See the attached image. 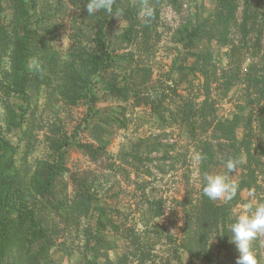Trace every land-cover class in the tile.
Listing matches in <instances>:
<instances>
[{
	"label": "rangeland",
	"instance_id": "374dc122",
	"mask_svg": "<svg viewBox=\"0 0 264 264\" xmlns=\"http://www.w3.org/2000/svg\"><path fill=\"white\" fill-rule=\"evenodd\" d=\"M237 2L227 46L213 38L214 0H113L111 12L93 15L87 0H25L22 16L2 2L0 218L32 211L21 241L39 260L32 264H197L180 250L183 205L207 199L203 174L226 172L230 157L240 188L246 161L237 148L248 132L251 189L264 201V0ZM204 69L210 127L197 113ZM86 144L99 149L96 159ZM197 151L207 157L199 166ZM60 162L67 172L46 187ZM87 189L89 210L79 215L73 199ZM248 190L239 189L234 218ZM39 229L42 241L32 238ZM251 244L263 264L264 235ZM233 251L217 253L219 262L235 264Z\"/></svg>",
	"mask_w": 264,
	"mask_h": 264
},
{
	"label": "trees",
	"instance_id": "16d2710c",
	"mask_svg": "<svg viewBox=\"0 0 264 264\" xmlns=\"http://www.w3.org/2000/svg\"><path fill=\"white\" fill-rule=\"evenodd\" d=\"M3 1L4 0H0V17L3 12ZM214 1L216 2V10L213 16V38L216 44L220 46H227L229 40V32L235 25L237 20L238 0ZM24 2L25 0H13L15 16H22L24 14ZM253 6H255V4H249L248 8H252ZM0 30H2L1 27ZM21 47L25 48L24 45H21ZM200 76L203 80V101L198 105V119L204 125H206V127H210L216 120L214 109L212 107V101L210 99V75L209 72L204 69L201 71ZM16 88H19L18 92L20 93L22 89L20 87ZM227 124L229 127H231L230 132L233 141H236V139L234 138V123L228 122ZM249 136H251L250 133H246L245 137L238 142L237 148V151H239V153H242L246 161V166L242 169L244 171V175L242 176V181L240 182L239 188L242 191L251 189L256 185V176L252 168L253 154ZM148 141L149 140H146L144 142L148 143ZM79 147L85 153H87L90 158L96 159L99 156V149L94 148L91 145L86 144L80 145ZM202 169L206 170V167H202ZM63 171L67 172V170L62 166L61 162L58 166L52 167L51 177L48 180L46 187H50L55 180L54 176H58L59 173ZM89 199L88 189L83 191L79 190L75 199H73V209L78 211L79 215L87 214L89 210ZM187 200L188 202L184 203L182 208L184 220L180 236V250L187 256V259L191 263L196 262L197 264H221L219 262L220 259L217 254L220 252L224 253L226 259H230L231 257L229 256L232 254L231 251L234 250L233 253L235 254L237 251L234 244L230 243V232L227 226L234 221V217L232 214L233 207L237 205L239 201H241L238 193L237 196L228 203L223 202L217 204L216 202L207 200L205 198L196 199L194 201V199L189 197L187 198ZM29 215L30 217H28ZM32 215V211L27 213L24 210H20L17 213L15 221L10 220L8 217L0 218V250L3 251L1 255H4L6 262L5 264L38 263L39 260H34L36 257L31 258V256L28 255V252L23 253L24 250L21 249L22 238L27 235L28 231L30 232L31 230L29 224L32 223ZM217 235L224 236L220 237ZM32 236V238L38 241H42L43 237L42 231L40 229L38 231H35ZM212 236H214V240L217 243L216 256L213 255L215 246L211 244L213 240ZM28 242L30 246L35 244L34 240ZM43 244H47V246L44 245L46 248H49L51 245H53L51 241H47L46 243L43 242ZM251 249L256 255L259 264H262V255L260 248H254L251 244ZM123 264H126V262H124Z\"/></svg>",
	"mask_w": 264,
	"mask_h": 264
},
{
	"label": "clouds",
	"instance_id": "9594fccd",
	"mask_svg": "<svg viewBox=\"0 0 264 264\" xmlns=\"http://www.w3.org/2000/svg\"><path fill=\"white\" fill-rule=\"evenodd\" d=\"M112 5L113 0H87L85 7L87 14L93 15L98 10L111 12ZM144 15L150 17L151 10H147ZM30 67L39 70L36 61H33ZM192 158L196 166L207 159L205 154L198 151L193 154ZM237 165L238 161L230 157L224 162L226 172L204 173L202 194L210 201L224 203L232 201L237 196L239 185L229 178V173H233ZM247 198V202L240 206L241 210L229 225L230 243L234 244L238 253L235 264H259L251 249V243L258 236L264 235V201L257 197L255 189L247 191ZM217 236L223 237L224 235Z\"/></svg>",
	"mask_w": 264,
	"mask_h": 264
}]
</instances>
